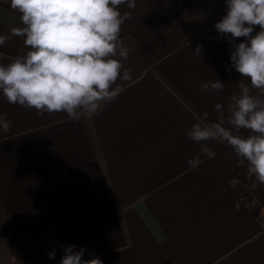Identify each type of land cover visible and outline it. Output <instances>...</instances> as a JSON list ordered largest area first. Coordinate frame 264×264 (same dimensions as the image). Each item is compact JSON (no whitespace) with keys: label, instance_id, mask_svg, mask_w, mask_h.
I'll return each mask as SVG.
<instances>
[{"label":"crops","instance_id":"0c3cea01","mask_svg":"<svg viewBox=\"0 0 264 264\" xmlns=\"http://www.w3.org/2000/svg\"><path fill=\"white\" fill-rule=\"evenodd\" d=\"M120 10L131 12L120 33L131 78L117 81L121 93L99 115L40 114L0 91V116L12 122L0 129V264H60L67 245L103 264H264V184L226 142H203L209 157L186 135L239 91L234 47L214 26L226 0H136ZM21 15L0 0L9 37L0 64L29 50L11 35ZM217 79L218 95L200 90Z\"/></svg>","mask_w":264,"mask_h":264},{"label":"clouds","instance_id":"9594fccd","mask_svg":"<svg viewBox=\"0 0 264 264\" xmlns=\"http://www.w3.org/2000/svg\"><path fill=\"white\" fill-rule=\"evenodd\" d=\"M121 5L134 10L136 0H10L11 9L22 14L23 25L13 27L11 35L24 37L29 50L7 65L0 64V91L7 102L40 114L64 112L72 121L99 115L121 93L117 81L131 78L123 64L130 50L120 38L131 12L122 13ZM226 5L227 14L214 26L234 47L230 61L241 76L239 91L226 104H215L216 121L205 112L186 135L201 143V151L209 157L213 153L203 142H226L264 184V0H226ZM257 25L260 30L253 35ZM242 37L245 42L235 43ZM8 38L0 35V45ZM193 53L201 54V47ZM200 90L218 95L224 84L210 80ZM11 123L0 116L4 132ZM242 129L250 134L242 135ZM62 247L60 264H103L98 257L84 259L85 248ZM55 255L48 253L50 259Z\"/></svg>","mask_w":264,"mask_h":264},{"label":"trees","instance_id":"16d2710c","mask_svg":"<svg viewBox=\"0 0 264 264\" xmlns=\"http://www.w3.org/2000/svg\"><path fill=\"white\" fill-rule=\"evenodd\" d=\"M247 193L249 196L253 197L255 200H257V201L261 200L259 195L254 190L248 189ZM262 202H264V201H262ZM262 221H264V220H262Z\"/></svg>","mask_w":264,"mask_h":264},{"label":"built area","instance_id":"2783aa9c","mask_svg":"<svg viewBox=\"0 0 264 264\" xmlns=\"http://www.w3.org/2000/svg\"><path fill=\"white\" fill-rule=\"evenodd\" d=\"M246 196H244V194H242V193H239V195H238V199H244Z\"/></svg>","mask_w":264,"mask_h":264},{"label":"rangeland","instance_id":"374dc122","mask_svg":"<svg viewBox=\"0 0 264 264\" xmlns=\"http://www.w3.org/2000/svg\"><path fill=\"white\" fill-rule=\"evenodd\" d=\"M242 194H244V196H245L244 192ZM262 220H264V208H262Z\"/></svg>","mask_w":264,"mask_h":264}]
</instances>
